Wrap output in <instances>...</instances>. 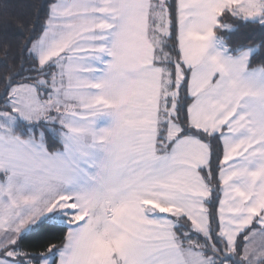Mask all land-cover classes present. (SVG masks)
<instances>
[{"label":"snow or ice","instance_id":"6c2138e0","mask_svg":"<svg viewBox=\"0 0 264 264\" xmlns=\"http://www.w3.org/2000/svg\"><path fill=\"white\" fill-rule=\"evenodd\" d=\"M44 7L0 75V264H264V67L214 47L264 0Z\"/></svg>","mask_w":264,"mask_h":264},{"label":"trees","instance_id":"16d2710c","mask_svg":"<svg viewBox=\"0 0 264 264\" xmlns=\"http://www.w3.org/2000/svg\"><path fill=\"white\" fill-rule=\"evenodd\" d=\"M49 0H0V75L18 67V59H13L19 51L21 42L28 34L29 27L46 12L44 7ZM175 2V0H174ZM220 23L215 29L216 40L220 41L227 55L248 48H254L249 67L264 64V19H244L230 12L221 13ZM5 45L8 54L5 55ZM44 239L40 235H30L26 244L39 245ZM59 243V239L54 241ZM34 251H43L35 247Z\"/></svg>","mask_w":264,"mask_h":264},{"label":"crops","instance_id":"0c3cea01","mask_svg":"<svg viewBox=\"0 0 264 264\" xmlns=\"http://www.w3.org/2000/svg\"><path fill=\"white\" fill-rule=\"evenodd\" d=\"M238 16H240V15H238ZM240 17H242V18H244V19H249V20H255V19H259V18H261V17H259V16H256V17H243V16H240ZM215 31V30H214ZM214 47L217 49V50H221V51H223L225 54H227L226 52H225V50L223 49V47H222V45H221V43H220V41L218 40H216V37L214 36ZM249 51V60H250V57H251V54L254 52V48H252V47H248V48H246V49H244V50H242V51H240V52H238V53H236L235 55H232V56H238L241 52H243V51ZM249 60H248V64H249ZM256 67V66H255ZM251 68V67H250Z\"/></svg>","mask_w":264,"mask_h":264},{"label":"clouds","instance_id":"9594fccd","mask_svg":"<svg viewBox=\"0 0 264 264\" xmlns=\"http://www.w3.org/2000/svg\"><path fill=\"white\" fill-rule=\"evenodd\" d=\"M256 67H264V64L257 65ZM258 255H264V250H262Z\"/></svg>","mask_w":264,"mask_h":264}]
</instances>
